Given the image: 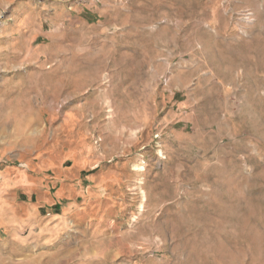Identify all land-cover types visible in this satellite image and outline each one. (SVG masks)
Here are the masks:
<instances>
[{"label": "rangeland", "instance_id": "obj_1", "mask_svg": "<svg viewBox=\"0 0 264 264\" xmlns=\"http://www.w3.org/2000/svg\"><path fill=\"white\" fill-rule=\"evenodd\" d=\"M12 216L39 264H264V0H0Z\"/></svg>", "mask_w": 264, "mask_h": 264}, {"label": "crops", "instance_id": "obj_2", "mask_svg": "<svg viewBox=\"0 0 264 264\" xmlns=\"http://www.w3.org/2000/svg\"><path fill=\"white\" fill-rule=\"evenodd\" d=\"M1 223L3 219L0 217ZM25 226L21 217L6 219L5 229H0V241H4L0 243V264H39L41 261L40 256L32 257L30 253L31 245L29 235L25 234Z\"/></svg>", "mask_w": 264, "mask_h": 264}]
</instances>
